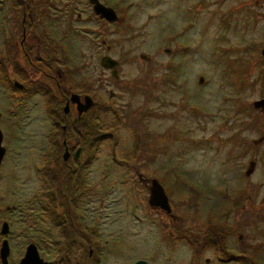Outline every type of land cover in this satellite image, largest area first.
I'll use <instances>...</instances> for the list:
<instances>
[{
	"label": "rangeland",
	"instance_id": "obj_1",
	"mask_svg": "<svg viewBox=\"0 0 264 264\" xmlns=\"http://www.w3.org/2000/svg\"><path fill=\"white\" fill-rule=\"evenodd\" d=\"M114 6L121 15L115 32L103 28L102 36L111 51L97 46L89 25L93 30L81 31L79 44L85 84L99 87L104 100L98 115L106 137L94 177L103 201L102 244L94 246L101 249L99 264H264V139L254 143L264 136V111L252 105L264 97V0H121ZM104 54L120 62L118 79L101 66ZM45 102L10 96L0 84L6 147L0 226L7 220L14 236L11 264L25 253V239L38 236L31 228L40 226L37 211L29 208L46 172ZM250 161L255 167L247 175ZM139 174L158 178L177 220L149 207ZM216 226L219 238L212 236ZM170 228L182 233L172 236ZM87 248L77 239L38 245L49 264H84Z\"/></svg>",
	"mask_w": 264,
	"mask_h": 264
},
{
	"label": "flooded vegetation",
	"instance_id": "obj_2",
	"mask_svg": "<svg viewBox=\"0 0 264 264\" xmlns=\"http://www.w3.org/2000/svg\"><path fill=\"white\" fill-rule=\"evenodd\" d=\"M98 1L117 12L114 3L118 4L121 0H114L113 3L112 0ZM120 16L113 20L101 17L96 13L92 0H0V84L9 86L10 96L16 98L42 96L49 116L45 136L48 154L44 158L46 166L42 168L46 172L39 178L41 186L32 190V205L29 208L32 212L37 211L40 226L32 225L31 228L38 236L25 239L23 244L35 243L38 247L49 243L69 244L72 239H77L88 246L87 255L83 249L84 264H89L91 259L96 264L100 262L101 249L97 250L94 246L102 244L100 211L103 201L94 177L98 173L103 136L98 112L104 100L99 97L102 96L99 87L87 86L82 76L86 61L83 48L79 45L82 41L80 32L93 30L86 28L88 25L89 28L94 27L97 46L99 43V47L103 45L111 51V42L102 37L103 28L114 33L112 27L117 25ZM88 20L94 26L87 24ZM105 56L116 58L109 54L100 58L103 69L115 78L112 70L102 64ZM73 95L80 97L72 101ZM85 95H90L94 103L79 116V101H83ZM109 96L114 97L112 90ZM66 106L68 110H65ZM95 107L97 111L91 119L93 113L90 110ZM0 113V122H3L4 113ZM0 130L4 140L1 125ZM89 131L95 134L88 135ZM65 154L67 157H64ZM139 180L146 187L149 197V183L140 177ZM23 205L18 207L23 208ZM5 207L7 211L15 208L14 205ZM160 212L164 218L174 221L178 218L171 213ZM5 221L1 222L0 239L1 244L7 239L10 246L14 236L8 221V234L1 232ZM167 225L163 223L165 229L169 228ZM71 229L76 237L69 236ZM167 232L172 236L182 233L180 230L174 232L172 228ZM63 233L66 236L63 237ZM22 235L23 229L19 231V236ZM10 253L8 264H11ZM68 259L66 261L70 263Z\"/></svg>",
	"mask_w": 264,
	"mask_h": 264
},
{
	"label": "water",
	"instance_id": "obj_3",
	"mask_svg": "<svg viewBox=\"0 0 264 264\" xmlns=\"http://www.w3.org/2000/svg\"><path fill=\"white\" fill-rule=\"evenodd\" d=\"M94 3V9L96 13L100 14L101 17H105L107 19L113 20L117 18V13L110 7H107L100 3L98 0H92ZM167 52L170 51V49H166ZM261 54L264 56V46L261 50ZM142 59H148L149 56L147 54L142 53L141 55ZM102 64L105 68L112 70V75L115 78L119 77L118 74V68L119 61L111 58L110 56H105L102 60ZM204 77L200 76L199 81L203 82ZM80 96H71L72 101H77ZM94 100L90 95H85L83 98V101H79L78 106V114L81 116L82 114H85L88 109L93 105ZM253 108L256 110L264 111V97L257 99L252 102ZM65 110H68V107H65ZM1 114V113H0ZM264 139V136L260 137L258 140H255L254 143H259ZM6 153V147L3 144V134L0 130V165L3 161L4 155ZM64 157H67V154H65ZM255 167V161H250L249 167L246 170V174H250ZM140 179L142 181L149 183V197H148V203L151 208L160 209L162 211H165L166 213L172 214V207L170 204L169 196L164 188V186L161 184V182L156 177H149L145 178L143 175H139ZM174 215V214H173ZM2 234L7 235L9 232L8 222L5 221L2 225L1 229ZM10 253V246L8 244L7 239H5L2 243V246L0 248V256L2 259V264H8V256ZM210 259L206 258L205 262H209ZM17 264H49V261L45 260L37 247L35 243H30L27 245L25 253L20 258L19 262ZM129 264H148L146 260L138 259L134 262H131Z\"/></svg>",
	"mask_w": 264,
	"mask_h": 264
},
{
	"label": "trees",
	"instance_id": "obj_4",
	"mask_svg": "<svg viewBox=\"0 0 264 264\" xmlns=\"http://www.w3.org/2000/svg\"><path fill=\"white\" fill-rule=\"evenodd\" d=\"M106 130L105 131H103V136L102 137H106ZM167 192V191H166ZM168 194V193H167ZM211 233V232H210ZM209 233V234H210ZM212 236H214L215 238H219L220 236H223V234H221L220 233V231H219V229H218V227L216 226L215 228H214V233H212ZM194 239L195 240H199V236L198 235H194ZM195 251H197L196 249H195ZM218 251H219V253L221 254V252H222V250L219 248L218 249ZM220 256V255H219ZM232 258H235V257H232ZM230 256H228V257H226V259L228 260V259H232ZM239 258V257H238Z\"/></svg>",
	"mask_w": 264,
	"mask_h": 264
}]
</instances>
